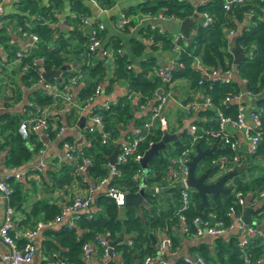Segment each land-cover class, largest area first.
I'll list each match as a JSON object with an SVG mask.
<instances>
[{
  "label": "trees",
  "instance_id": "1",
  "mask_svg": "<svg viewBox=\"0 0 264 264\" xmlns=\"http://www.w3.org/2000/svg\"><path fill=\"white\" fill-rule=\"evenodd\" d=\"M95 1L104 8L112 6L115 2V0ZM223 4L224 0H142L134 6L122 9L125 16L139 10L150 16L160 13L163 16L177 19L205 12L210 18L209 21L204 22L198 16V20H194L190 25L188 36L177 40L180 50L174 65L169 69L170 81L176 78L185 79L191 93L197 92L200 96H207L213 106L192 112L193 123L202 133L195 143L200 148L208 147L212 143L216 146L209 154L198 160L197 164L200 163L202 166L197 172L195 166L194 173L202 171L206 166H213L215 171L223 165L226 166L225 171L241 164H244V167L225 181V186L230 189L229 193L218 192L216 195L210 193L206 195L207 206L200 207L199 196L194 189L190 190V206L183 211L187 219L188 232L193 230L190 220L195 215L206 217L208 213H212L215 219L221 220L224 225L230 223L231 218L227 214L228 207L232 206L235 213L242 211L241 205L235 201L234 191H239L243 197L248 195L250 202L261 199L260 205L252 213L264 217V199L257 195L259 191H264V0H233L228 4V8H224ZM68 7L70 15L66 14L65 20L69 27L58 28L51 26L44 19L50 22L56 20L53 9L60 11L61 0H48L47 4L41 3L40 0H17L16 11L6 13L2 17L7 18L8 23H13V26L20 30L34 33L37 40L26 50H21L14 42L10 41L8 28L3 24L0 25V44L5 52L6 62L13 58L19 59L18 66L22 70L18 79L12 80L15 85L12 91L13 98L20 100L22 98L20 88L25 89L26 110L34 111V105L43 106L53 100L52 95L39 86L37 81L42 71L58 68L65 63L75 62L76 65L61 73L60 82L56 81L54 77H48L46 81L56 83L61 87L69 75L81 72L83 75L81 85H78L74 92L78 102L91 93L98 82L101 83L104 91H107L113 82L125 81L126 94L109 101L106 107L95 105L92 109L100 116L101 130L95 127L80 129L82 141L77 142L76 146L81 155L89 159L82 175L94 180L107 173V157L112 151V145L130 134V125H141L148 116L149 109L145 114H135L134 105L129 96L130 92L137 96L136 106H147L148 104L150 106L155 90L164 86L152 69V66L155 65L153 56L137 59V67L131 65L133 59L139 57L145 47L150 49L170 48L173 41L171 34L166 30H159L157 27L148 25L139 27L138 34L127 39L126 49H122L123 43L119 37H110L105 44L111 51L112 57V64L108 72L105 64L106 54L99 55L97 50H90L87 47V30L82 18L88 16L89 6L82 0H68ZM244 19H246V23L242 24ZM96 23L97 21H92L90 25ZM130 23H132L131 19L123 25V29H126ZM229 29L234 30L232 36L226 34ZM104 33L103 27L99 30L98 36L102 38ZM142 38L148 41L144 42ZM231 40H234L235 47L242 53V58L236 64L232 62L229 50ZM250 44L253 47L248 55L245 51ZM16 52L19 54L17 55ZM195 59L208 71L213 70L221 73L231 69L242 82L233 77H229L227 80L220 77L204 78L193 66ZM243 91H248L255 97L251 108L257 113L258 125L253 127L251 132L258 134V140L253 151L246 152L243 149L237 151L239 155L236 163L232 165L227 164V161L222 163L219 157L224 156L230 159L234 151L219 136L212 137L208 133L217 129L216 109H219L225 116H235L236 104L223 102V98ZM186 98L187 101L191 97L188 95ZM247 103L244 101L245 105ZM73 111V109L65 110L64 117L67 124L73 122ZM24 116L21 113L0 115V119L4 120V127L10 128V131L5 135V141L11 145L7 147L4 158L5 164L9 166L20 165L41 146V141L32 131L26 138L19 135L17 126ZM55 124L59 126L60 120H56ZM101 131L108 133L106 142H101ZM45 132L48 136H52L54 129H51L49 124ZM162 132L163 130L157 124H152L146 130L145 138L137 143L136 151L143 154L144 150L148 148V141H158ZM176 134L179 145L177 142L167 141L165 148L148 158L145 167L150 171L145 178L146 186L160 181L161 176L168 169L169 159L189 143V137L183 129L178 130ZM71 139V136L64 135L60 138L59 145L62 141ZM27 142H32L34 145L29 148ZM214 159L216 161L212 163ZM62 167L58 175L50 176L53 186L61 187L69 184L72 180L80 183L81 177L73 172L72 167L64 166V164ZM140 167L143 166L139 161L130 157L115 164L117 173L109 178L108 184L125 192H133L136 188L133 175ZM6 182L10 187L7 204L12 209L23 211L24 214L16 222V226L31 227L36 220L35 214L38 212L42 213L43 216L39 218L42 220L51 219L59 212L61 205L44 198L34 199L29 208L24 209L25 189H23V183L11 176L6 178ZM178 195L177 187H167L160 193L153 194L150 191H145L143 204L133 206L125 203L122 208H118L104 191H99L93 196V209L90 210V215L79 213L70 227L61 223L40 230L44 235L40 246L46 253L58 251L59 259L64 262L85 264L81 257V245L84 242L95 245L93 254L99 260L101 248L96 243L97 236L106 235L109 239H113L117 235L123 234L126 238L115 242L112 246V250L118 255L117 259H108L101 264H136L141 261L143 256L156 253L155 244L151 242L149 233L156 237V231L161 230L170 239L168 250L174 251L180 246L181 240V237L175 232L176 229H179L175 215ZM182 235L186 234L182 232ZM210 239L211 242L205 240L196 242L190 247V251L200 255L203 261L208 264L242 263L241 248L238 245L236 233L210 236ZM128 240L129 242H127ZM22 241V238L16 239L19 244ZM244 251L248 264H258V260L264 264V231L260 229L258 233L249 235ZM162 256L165 257L164 254ZM44 262L42 260L40 264H44ZM173 264L188 263L183 260V255L180 254L175 257Z\"/></svg>",
  "mask_w": 264,
  "mask_h": 264
},
{
  "label": "built area",
  "instance_id": "2",
  "mask_svg": "<svg viewBox=\"0 0 264 264\" xmlns=\"http://www.w3.org/2000/svg\"><path fill=\"white\" fill-rule=\"evenodd\" d=\"M231 1L233 0H224L223 7L228 8V4ZM99 9L104 10L105 8L99 6ZM1 12L2 7L0 0V19ZM198 16H200L204 22L210 20L209 16L205 12H199ZM154 17L162 18L165 16L158 13L154 15ZM82 21L85 24L87 30V47L90 50H97L101 55L106 54V49L102 45V38L98 36L99 30L103 28V24L97 22L96 24L90 25L92 21L88 18V16L83 17ZM127 21L128 18L122 13L115 21V26L117 28H121ZM245 21L246 19L242 21V24L246 23ZM23 32L26 33L25 30ZM226 34L228 36H232L234 34V30L229 29L226 31ZM28 36L32 41L37 40V36L34 33L28 32ZM182 37L183 35L180 31L171 34L173 44L170 48L176 53H178L180 50L177 40ZM251 47H253L252 44L246 48V54H250ZM16 54L18 55L19 52H16ZM193 66L204 78L220 77L224 80H227L230 77V73L232 71L231 69L224 70L221 73L213 70L208 71L202 64L198 62L197 59L194 60ZM171 67L172 66H155L153 71L159 76L164 86L159 87V94H155L154 92V98L149 106L147 118L141 123V125L130 127V134L127 135L126 138H123L117 142L118 148L115 154V161L114 163H108L107 173L105 175L94 180H90L87 176L82 175L86 165L89 163V159L86 156L81 155L80 150H78L76 143L79 141H76L74 138H72L71 140H64L60 143V153L57 160H68L70 162L69 166L72 167L74 173L81 177V181L80 183L76 182L78 187L74 193L66 200L63 205H61L59 212L51 219H36L31 227H24L16 230L13 226L12 220L13 209L7 204V195L10 192V187L6 182V178L11 176L14 179H18L23 175L24 172L22 170L13 168L12 170L0 173V197L4 198L6 201V206L0 221V241L6 246V250L0 255V260L3 264H27L34 252V236L43 228L51 227L57 223H65L67 227H70L73 225L79 213H86L87 215H90L93 196L99 191H104L106 195H108L113 200L114 204L118 208L123 207L125 204L124 194L126 192L114 185H109V178L117 173L115 164L123 162L129 157L139 161L142 153L136 151L137 143L145 138L146 130H148L152 124H157L160 129L166 128V119L162 111L166 100L170 97L169 84L171 81L169 69ZM81 77V72H75L69 75L67 80L61 85V87H59L56 83H50L43 79L40 74V78L38 79L37 83H40L41 87L52 95V101H54V98L57 95H61L65 101L73 102L72 86L76 85L78 79ZM101 92L102 85L98 82L94 86L92 92L85 96L83 100L78 103L77 106L84 110L85 114H87V122L84 123L82 128L92 129L95 127L101 130L102 124L100 121V116L92 111L94 107V105H92V101L94 97ZM244 95L248 96L250 93L248 91L238 92L232 95H227L222 100L223 102H234L236 104L235 116H225L219 109L215 110L217 129L210 131L208 134L212 137L219 136V138L222 139V141L227 144L232 151H234L230 159H227L224 156L219 157V160L222 163H224V161H227L226 163L231 165L236 163L239 155L237 151L240 150L238 141L232 136L231 133L226 130L227 126L231 127L232 129H239L242 131L245 145L241 149L246 152L253 151L258 140V134L251 132V129L253 127H257L258 125L257 113L253 109H250L248 116L252 120L253 124L250 125L245 121V110L247 105L244 104ZM52 101L50 103H52ZM46 105H35L34 115L20 120L17 126V131L22 138H26L30 131H37L40 129L45 131L49 124L51 129H54L55 135H60L63 132L64 126L62 124L56 126L55 124V121L58 120L59 117L54 113L53 115ZM103 105L106 107L108 103ZM212 107L213 106L207 96H200L198 94L182 104L183 111L179 117L178 127L179 130L183 129L185 131L186 135L189 137V143L187 146H184L176 155L169 159L170 163L168 165L167 171L165 174H163V176H161L160 181L152 183L151 186H146L145 184V178L147 177L150 169L147 167L137 168L135 174L133 175V179L136 181V188L133 192L142 189L143 192L150 191L153 194L160 193L167 187H177L179 189V195L178 205L175 208V215L177 217L178 227L181 232L185 234H192L195 237L202 235L216 236L225 234L231 229H235L236 234L238 235V245L241 248V264H248L244 246L249 235L258 233L260 229L262 230V228H259L257 224L254 222H243L241 220V213H235L232 206H229L227 209V214L230 216L231 221L227 225H224L221 220L215 219L212 213H208L206 217L195 215L190 220L193 230L192 232H188L187 219L183 212L188 208V206H190L191 201L190 190L192 188L186 184L188 161L193 152V146L196 139L202 134L198 130L197 126L193 123L192 112L200 108ZM107 136L108 133L106 131H101V142H106ZM151 143L153 142L149 140L148 147L151 145ZM215 161L216 159L212 160V163H215ZM225 167L226 166L223 165L220 169L224 170ZM257 195L258 197L264 199V191H259ZM234 197L235 201L241 205L242 208L243 206L247 205L245 202V197H243L239 191H234ZM155 234L156 237L154 244L156 253L143 256L141 261L137 262L136 264H167L166 258L162 255L165 250L169 249L170 239L161 230H157ZM17 238L23 239L21 244L16 242ZM108 240L109 238H107L106 235H98L96 238V243L101 248L100 259L103 261L112 259L117 255V253L112 250V246L108 245ZM127 242H129V240ZM94 247L95 245L93 243L84 242L81 245V257L83 259L88 258L90 253L93 252ZM193 256L194 257H191V254H185L183 255V260L188 264H208L207 262L203 261L200 255L193 254ZM257 263L262 264L260 260H258ZM44 264H54V261L52 259L46 260Z\"/></svg>",
  "mask_w": 264,
  "mask_h": 264
},
{
  "label": "crops",
  "instance_id": "3",
  "mask_svg": "<svg viewBox=\"0 0 264 264\" xmlns=\"http://www.w3.org/2000/svg\"><path fill=\"white\" fill-rule=\"evenodd\" d=\"M48 0H40L41 3L47 4ZM84 3H86L89 6V14L88 18L91 19V21H97L103 24V27L105 29V33L102 37V45L106 49V57L108 60V66L107 70L109 72L111 64H112V57H111V51L109 48L105 45L106 42L109 41L110 37H119V39L122 40L123 48H127V39L131 36H135L138 34L139 27L142 26H150V27H157L159 30H166L169 34H173L178 29L179 20L177 18H171V17H162L157 18L154 16H150L149 14L142 13L141 11H136L134 13H131L130 15L126 16L128 20L131 19L132 23L126 27V29L117 28L115 26V21L118 19L119 15L122 14V9L127 8L129 6H134L138 2L142 0H115L114 4L110 7H106L104 10L99 9V5L96 3V1L92 0H82ZM193 1H199V0H193ZM16 2L17 0H1V19H0V25L5 24L9 31L10 41L14 42L19 49L26 50V48H29L30 45H33L35 41H32L31 38L28 36V32H23L24 30H20L18 27H14L13 23H8V19L4 18V14L10 13L13 11H16ZM62 2V8L60 11H56V9H53L54 15L56 16L55 21H48L47 19H44L48 24L51 26H57L58 28H66L69 27V24L66 22L65 15L69 14V7H68V0H61ZM103 8V7H102ZM70 15V14H69ZM39 17V16H38ZM67 23V24H66ZM10 29V30H9ZM142 41H146L142 38ZM148 41V40H147ZM146 41V42H147ZM101 55V54H99ZM178 53L173 51L171 48H155L150 49L148 47H145L143 49L142 54L134 58L131 63L134 67L136 66L137 59L145 58L146 56H153L155 59V65L152 66V69L154 70L155 66L159 67H170L174 65V61L177 57ZM19 59L13 58L12 60L6 62L5 60V52L0 44V115L2 114H15V113H21L22 115H25L24 118L31 117L35 113V107L34 111H31V109H25V105L27 103V100L25 98V89L20 88L22 91V98L20 100H15L13 98V91L12 89L15 88V85L13 84L12 80H17L19 77V74L21 72V68L18 66ZM70 68L74 67L76 64L75 62H70ZM69 68V69H70ZM77 70V69H75ZM74 70V71H75ZM83 77V75H82ZM81 77V78H82ZM230 77H233L237 79L238 81L242 82V80H239L236 74L231 71ZM55 78V77H54ZM81 78L78 79V82L76 85L72 86L73 91V102H67L65 101L61 95H57L54 98V101L52 103L46 105L50 112L59 117V120L61 124L64 126L63 132L60 135L53 134L52 136H48L47 132L44 130H37L32 131L34 134H36V137L38 140L41 141V146L39 149L26 161L22 162L18 166H9L5 164L4 158L6 155L7 147L11 144L9 142H6V133L10 131V128L4 127L3 123L4 120L0 119V173L8 170H12L13 168L17 170H22L24 173L21 177L18 178L23 183V189L25 192V200L23 202V208L28 209L30 206V203L37 198H44L47 201H52L56 203L57 205H63L66 200L74 193L76 188L78 187V184L75 180H72L69 184L63 185L61 187L53 186L52 181L50 179V176L52 177L53 174L58 175L61 168L64 166H69L70 162L68 160H57L58 155L60 153V145L59 141L60 138L64 135L71 136L76 141L81 142L82 141V135L80 132V129L84 126V123L87 122V114H85L84 110L80 109L78 105V99L75 97L74 92L77 89L78 85H81ZM62 79V76L60 74V80L58 81L56 78L55 80L60 82ZM39 86L40 83H38ZM170 89V97L166 100L164 107H163V115L166 119V128L162 130H166L168 133H174L179 130L178 127V121L179 117L182 113V104L186 101V97L190 95V99H192L197 92L191 93L190 89L188 88V83L185 79L182 78H176L172 80L169 84ZM127 88L126 83L124 80H118L113 82L109 90L104 91L102 88V92L96 95L92 101V105H103L105 103H108L109 101L115 100L118 96L126 94ZM199 95V94H198ZM130 98L132 99L133 105H134V112L136 115L145 114L148 112L149 104L147 106H136L135 105V99L136 94H133L130 92L129 94ZM255 97L252 95H244L243 100L248 102L245 110V121L248 122L250 125L253 124L252 120L248 116L249 110L253 107V100ZM73 103V104H72ZM35 106V105H34ZM73 109L74 111V118L72 123H66L64 114L65 110ZM51 114V115H52ZM53 114V115H54ZM50 115V116H51ZM79 117H83V123L81 127L77 125V120ZM71 120V119H70ZM132 125L129 126V128ZM226 130L232 134V136L238 141V144L240 146V149L244 147L245 141L243 138L242 131L239 129H232L231 127L227 126ZM177 136V134H176ZM27 145L29 148H31L34 144L32 142H27ZM216 172L217 175L224 172L223 169H219ZM248 195L245 196V202L248 206L252 207V211L255 210L261 203V199L259 200H253V202H250ZM6 206V201L4 198L0 197V221L3 216L4 208ZM93 209V205H91L90 210ZM121 210V209H120ZM252 211L249 213L250 218L252 221H257V224L259 228H263V222L264 217H260L257 214L252 213ZM24 216L23 211L19 209H13L12 211V220H13V226L16 230H19L21 228L27 227L26 225H20L16 226V222L20 220ZM36 218L39 219L43 215L41 212H38L35 214ZM61 223L55 224L56 226ZM54 225V226H55ZM176 234L181 237L180 240V246L176 248L174 251L165 250L163 254L165 255V258L167 260V264H173V260L178 255H185V254H196L195 252L190 251V247L195 244L198 241L205 240L207 242H211L210 236L202 235V236H193L192 234H186L182 235V232L180 229H176ZM230 233H236L235 229H231L230 231L226 232L224 235ZM120 235V234H119ZM123 239L126 238L125 235L121 234ZM44 235L42 231H39L33 239L34 243V252L31 256V259L27 264H40L42 260H50L52 259L54 261V264H75L70 262H64L62 259H59L58 251L46 253L43 252L42 247L40 246V242L43 239ZM108 238V237H107ZM6 250V246L0 241V255ZM94 252V250H93ZM93 252L90 253L88 258L83 259L85 264H101L105 261L102 259H97ZM118 255L116 257H113V260H116ZM0 264H3L0 260Z\"/></svg>",
  "mask_w": 264,
  "mask_h": 264
},
{
  "label": "water",
  "instance_id": "4",
  "mask_svg": "<svg viewBox=\"0 0 264 264\" xmlns=\"http://www.w3.org/2000/svg\"><path fill=\"white\" fill-rule=\"evenodd\" d=\"M194 20H198V15L193 14L192 17H185L179 20L178 29L184 37L188 36L190 25L192 24ZM229 50L232 55V62L234 64L238 63L239 60L242 58V53L235 47L234 40L230 41ZM69 68H70V64L65 63L59 66L58 68H53L48 71H42L41 76L45 80L48 77H55L59 81L60 74L64 70L69 69ZM159 93H160V88H157L155 90V94H159ZM82 123H83V117H79L77 120V125L81 127ZM167 141H172L175 143L177 142L178 145L180 144L177 140L176 134L168 133L166 130H163L161 138L158 141L151 143V145L147 149L144 150L142 156L139 159V163L141 164V166L145 167L146 162L151 155H156L160 149L165 148ZM117 148H118V144L114 143L112 145V151L107 157L108 163H114ZM215 148L216 146L214 143H212L210 146L205 147V148H200L198 144L195 143L194 151L191 154L190 159L188 161V173H187V178H186V184L192 189H194L197 195L199 196L198 204L200 207L208 205V201L206 198V195L208 193L212 195H216L218 192L229 193L230 189L228 186H225V181L244 167V164H241L238 167L231 168L217 175L218 172L214 170L213 166H206L202 171L195 174L194 168L198 160L203 158L204 155L209 154ZM143 195H144V192L142 189H139L136 192H126L124 194V202L129 203L133 206H138L144 203ZM251 211H252L251 206H248V205L243 206L242 211H241V220L243 222L257 223V221L251 220L249 216L250 215L249 213ZM262 230L264 229L262 228ZM149 237L151 239V242L154 243L155 237L151 233H149ZM121 239H123L122 235L121 234L117 235L115 238L108 240V245L113 246L115 242ZM191 257H194V256L191 255Z\"/></svg>",
  "mask_w": 264,
  "mask_h": 264
},
{
  "label": "rangeland",
  "instance_id": "5",
  "mask_svg": "<svg viewBox=\"0 0 264 264\" xmlns=\"http://www.w3.org/2000/svg\"><path fill=\"white\" fill-rule=\"evenodd\" d=\"M105 64H106V67L108 66V60L106 59V61H105ZM254 97V96H253ZM201 163H203V162H201ZM201 164L200 163H198L197 165H196V172L197 171H199L200 169H201Z\"/></svg>",
  "mask_w": 264,
  "mask_h": 264
}]
</instances>
